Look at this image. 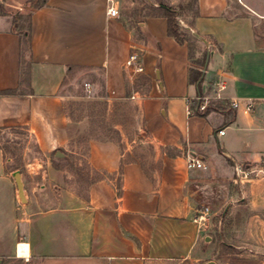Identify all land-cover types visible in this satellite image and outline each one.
I'll use <instances>...</instances> for the list:
<instances>
[{
	"label": "crops",
	"instance_id": "obj_1",
	"mask_svg": "<svg viewBox=\"0 0 264 264\" xmlns=\"http://www.w3.org/2000/svg\"><path fill=\"white\" fill-rule=\"evenodd\" d=\"M8 1L0 0V130H23L34 151L21 166L0 148V264H264V180L233 181L235 163L264 168V0H196L193 16H177L198 45L191 58L158 5L125 18L124 0H113L116 17L108 0H47L29 11L26 47ZM209 50L198 92L190 70L202 75ZM132 52L143 65L134 77L124 67ZM77 80L106 105L131 104L133 133L118 125L114 137L81 139L65 111V84ZM198 93L210 98L204 113ZM187 155L205 168L188 169ZM204 207L210 221L199 225ZM218 252L227 259L216 261Z\"/></svg>",
	"mask_w": 264,
	"mask_h": 264
},
{
	"label": "rangeland",
	"instance_id": "obj_2",
	"mask_svg": "<svg viewBox=\"0 0 264 264\" xmlns=\"http://www.w3.org/2000/svg\"><path fill=\"white\" fill-rule=\"evenodd\" d=\"M41 0H9L8 2L15 6L19 10L11 8V12L18 11V24L23 25V31H25V20L29 14L30 9L34 7ZM171 0H124L123 3V16L125 18L131 17L134 14L135 9H142L141 14L151 13L152 7L159 4L169 5ZM179 12L181 17H191L194 14L196 7V0H175L172 5ZM178 21V19H177ZM198 45L194 46L193 53L196 52ZM205 61V60H204ZM202 61V65L204 64ZM83 80L72 81L71 83L65 84L64 90L67 96L65 111L68 118L76 123L75 127H80L82 133L79 135L83 138H108L115 136V126H120L123 131L127 134L133 133L134 127V114L131 104H119L117 108L113 104L106 105L104 97H98L97 93L87 92L84 88ZM17 136L18 138H14ZM23 130H0V148L6 153V155H12L13 157L19 158L20 165L22 166L23 153L30 152L32 154L33 145L28 144V141L24 139ZM12 139V140H11ZM78 142V141H77ZM73 147V145H72ZM79 145L77 148V154H74V163L77 165H84V158L79 154ZM29 148L31 151H28ZM75 148V147H74ZM75 148V149H76ZM73 150V149H71ZM16 163L12 167H17ZM246 210H242L245 213ZM220 216V215H219ZM218 216V217H219ZM222 223V222H221ZM222 229V226H221ZM221 231V230H220ZM217 237V236H216ZM220 239L225 240L221 231ZM259 245H264V242L260 240ZM225 249L221 247L223 252ZM218 252L216 261H225V253ZM1 264H26L22 260H5ZM189 264V263H187Z\"/></svg>",
	"mask_w": 264,
	"mask_h": 264
},
{
	"label": "built area",
	"instance_id": "obj_3",
	"mask_svg": "<svg viewBox=\"0 0 264 264\" xmlns=\"http://www.w3.org/2000/svg\"><path fill=\"white\" fill-rule=\"evenodd\" d=\"M110 6L107 10L108 15L112 17L118 16V9L113 6V0H108ZM124 67L128 70L131 77L143 72V65L141 63L139 54L137 52H132L129 54L127 59L124 62ZM84 88L87 92H91V86L89 83H84ZM223 87L218 85L214 88V97L216 99H220V92L222 91ZM131 99L135 98V95L130 96ZM210 98L198 93L194 97L195 101V111L204 113L207 109L208 103ZM231 107H237L236 101H230ZM247 109H251V105H247ZM187 113L191 114L192 110L187 109ZM223 130H219L218 134H223ZM186 167L188 169L197 168V169H204V163L197 159L196 157L187 155L186 156ZM262 178L264 180V168H252V167H245L243 164L235 163L234 164V176L233 181L237 184H241L244 182H248L250 180ZM196 217H194V221L197 222L199 225H204L210 221V210L208 207H204L203 209L197 211ZM19 245V244H18ZM17 245V246H18Z\"/></svg>",
	"mask_w": 264,
	"mask_h": 264
},
{
	"label": "trees",
	"instance_id": "obj_4",
	"mask_svg": "<svg viewBox=\"0 0 264 264\" xmlns=\"http://www.w3.org/2000/svg\"><path fill=\"white\" fill-rule=\"evenodd\" d=\"M47 2V0H41L39 3H37L36 5H34V8H38L41 7L43 5H45ZM158 10L161 12V14L167 19V33L169 36L173 37L176 41L183 43L184 41L187 42L188 44V50H189V55L190 58L193 55V49H194V40H192L189 37H186V35L180 31V28L178 26L177 23V16H179V12L168 5L165 4H159L158 5ZM30 16L28 14L26 20H25V31H23V25L19 26L20 29V36L21 38V42L22 45H25L26 47H29V30H30V20H29ZM202 61H204L203 59L201 60V65H202ZM201 76V71L192 69L190 70V83L192 84H196ZM198 92H200V84H198ZM7 93V92H6ZM9 93V92H8Z\"/></svg>",
	"mask_w": 264,
	"mask_h": 264
},
{
	"label": "water",
	"instance_id": "obj_5",
	"mask_svg": "<svg viewBox=\"0 0 264 264\" xmlns=\"http://www.w3.org/2000/svg\"><path fill=\"white\" fill-rule=\"evenodd\" d=\"M211 55H212V52H211L210 50L207 51V54H206V57H205V61H204V65H203L202 75H201L199 81L197 82V85L199 84V82H200V81L202 80V78H203L204 71H205V69H206L207 63H208L209 58H210ZM62 156H63V154H62V152H60V151H57V152L55 153V157H56V158H61ZM13 177H14L15 182H16V185H17V189H18L19 197L22 199V198L24 197V190H23V184H22L21 179H20V173H19V171H15V172L13 173ZM225 211H226V208H225V210L223 211V213L221 214V216L219 217V222H218V229H219V232H220V228H221L222 217H223ZM205 264H214V263H213L212 261H210V262H207V263H205Z\"/></svg>",
	"mask_w": 264,
	"mask_h": 264
},
{
	"label": "bare ground",
	"instance_id": "obj_6",
	"mask_svg": "<svg viewBox=\"0 0 264 264\" xmlns=\"http://www.w3.org/2000/svg\"><path fill=\"white\" fill-rule=\"evenodd\" d=\"M17 256L18 257H26L27 256V244L20 243L18 245Z\"/></svg>",
	"mask_w": 264,
	"mask_h": 264
}]
</instances>
